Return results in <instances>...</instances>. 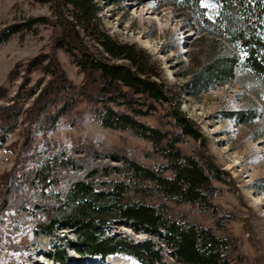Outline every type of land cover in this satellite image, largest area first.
<instances>
[{"label":"trees","instance_id":"obj_1","mask_svg":"<svg viewBox=\"0 0 264 264\" xmlns=\"http://www.w3.org/2000/svg\"><path fill=\"white\" fill-rule=\"evenodd\" d=\"M31 1L47 5L50 13L0 28V48L16 36L38 35L41 28H51V49L17 62L0 85V151L16 154L12 167L0 174V213L35 220L33 234L54 239L53 250L47 253L53 264L71 261L68 248L82 256H99L102 262L120 254L140 264H169L162 246L151 238L134 241L107 235L108 228L122 226L161 236L179 264L243 261L239 239L220 234L235 217L218 216L215 201L226 191L222 184L230 174L207 152V140L180 103L170 102L161 66L145 48L110 34L101 20L98 0ZM131 1L190 10L203 31L217 36L209 38L202 59L185 74L188 95L202 97L232 83L237 72L249 71L262 84L264 104V0H212L218 9L214 17L204 0ZM58 50L66 52L78 68L79 84L68 75ZM37 71L42 75L34 80ZM81 102L90 105L89 113L102 127L148 142L151 149L144 150L143 156L153 163L90 144L77 147L83 157L54 148L47 136ZM263 113L264 108L254 104L227 112L224 118L251 124ZM148 116L157 117L161 125L146 122ZM22 126L25 134L15 149L16 142H8ZM40 136L42 148L37 145ZM188 138L200 142L192 152L181 146ZM172 205L198 206L215 217V223L192 221L187 214L174 212ZM257 250L255 264H264L262 247Z\"/></svg>","mask_w":264,"mask_h":264},{"label":"rangeland","instance_id":"obj_2","mask_svg":"<svg viewBox=\"0 0 264 264\" xmlns=\"http://www.w3.org/2000/svg\"><path fill=\"white\" fill-rule=\"evenodd\" d=\"M98 2L102 9L101 20L110 34L119 41L136 43L145 48L152 60L161 66V81L168 91L170 102L180 103L183 112L196 123L207 140V152L217 165L229 172L227 183L222 184L226 191L215 201L219 208L218 216L225 214L235 219H231L220 234H231L239 239L243 261H236V264H255L258 246L264 252V113L251 124L224 117L227 112L243 111L254 104L264 108L260 98L263 94L260 80L249 71L237 72L232 83L220 85L202 97L188 95L184 90L185 74L193 69L196 60L202 59L210 44L209 38L217 36L203 31L199 22L193 20L190 10L180 12L170 4L160 8L131 0ZM204 5L211 17L217 14V5L212 0H204ZM49 13L47 5L31 0H0V28L13 22H24L32 15ZM50 33L51 28L43 27L38 35L16 36L0 48V85L6 82L8 73L17 62H26L51 49ZM56 54L73 82L79 84L82 75L70 56L62 50ZM41 75L40 71L35 72L34 80ZM14 89L12 87L10 95ZM89 109L87 102L79 103L73 112L64 117L59 128L47 136V141L54 148H63L77 156L85 154L77 149L79 144H90L130 153L146 164L153 163L152 159L143 156L144 150L151 149L148 142L127 132L102 127L91 116ZM144 120L152 125H161L157 117L148 116ZM24 134L22 126L12 134L8 144L16 142L14 147L17 149ZM42 138L40 136L37 142L39 148L43 146ZM181 146L185 151L192 152L200 146V142L188 138ZM15 156L10 150L0 151V174L12 167ZM112 164L120 163L113 161ZM172 209L204 225L213 226L215 223V217L198 206L172 205ZM34 223L29 215L0 213V264L20 261L24 264H53L47 253L53 250L54 239L47 235H34L31 228ZM63 231H59L60 236H63ZM66 234L74 238L73 233L68 231ZM109 234L127 236L134 241L151 238L164 249L167 263L179 264L161 236L123 226L108 228ZM68 251L71 257L68 264H104L108 260L100 262L97 257L82 256L72 248ZM118 256V264H140L126 255ZM128 258L131 260L126 261Z\"/></svg>","mask_w":264,"mask_h":264},{"label":"bare ground","instance_id":"obj_3","mask_svg":"<svg viewBox=\"0 0 264 264\" xmlns=\"http://www.w3.org/2000/svg\"><path fill=\"white\" fill-rule=\"evenodd\" d=\"M119 256L118 255H113V256H110L107 260V262H105L104 264H118L119 262H117V258ZM131 258H128L126 261H130Z\"/></svg>","mask_w":264,"mask_h":264},{"label":"water","instance_id":"obj_4","mask_svg":"<svg viewBox=\"0 0 264 264\" xmlns=\"http://www.w3.org/2000/svg\"><path fill=\"white\" fill-rule=\"evenodd\" d=\"M117 255H118V254H117ZM96 257L99 259L100 262H102L101 257H99V256H95V258H96Z\"/></svg>","mask_w":264,"mask_h":264}]
</instances>
